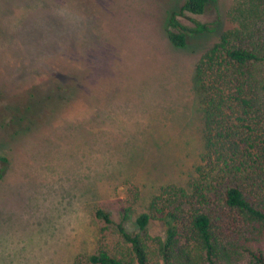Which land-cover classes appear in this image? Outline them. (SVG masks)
<instances>
[{"label":"rangeland","instance_id":"rangeland-1","mask_svg":"<svg viewBox=\"0 0 264 264\" xmlns=\"http://www.w3.org/2000/svg\"><path fill=\"white\" fill-rule=\"evenodd\" d=\"M182 1L0 0V264H90L96 207L117 220L132 202L134 231L159 187H187L204 151L196 65L236 0L187 13L213 31L176 48L161 21Z\"/></svg>","mask_w":264,"mask_h":264},{"label":"trees","instance_id":"trees-1","mask_svg":"<svg viewBox=\"0 0 264 264\" xmlns=\"http://www.w3.org/2000/svg\"><path fill=\"white\" fill-rule=\"evenodd\" d=\"M214 0H183L161 21L168 43L187 45L188 36L213 31L201 14ZM231 26L200 55L197 71L203 91L204 151L187 187H159L146 210L135 214L132 202L117 220L102 207L93 210L102 224L90 264H264V0H236ZM0 179L7 158L0 155ZM163 235H151V220ZM113 229L116 243L105 237Z\"/></svg>","mask_w":264,"mask_h":264}]
</instances>
